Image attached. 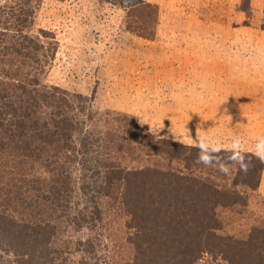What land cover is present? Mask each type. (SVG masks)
<instances>
[{
  "label": "rangeland",
  "instance_id": "obj_1",
  "mask_svg": "<svg viewBox=\"0 0 264 264\" xmlns=\"http://www.w3.org/2000/svg\"><path fill=\"white\" fill-rule=\"evenodd\" d=\"M23 37L41 46L36 50L37 63L26 59ZM16 70L30 85L32 78L41 83L37 87L47 99L38 100V118L53 116V108L46 105L67 111L69 107V115L85 121V132L106 139L100 141L98 157L113 147L107 141L111 133L120 134L123 125L136 123L151 139L197 146L207 135L213 142L205 139L203 147L233 154L239 149L230 146L239 141L251 155L245 160L247 170L260 166V161L251 158H256L257 140L264 137V0H0V86L19 102L25 94L16 77L9 76ZM47 148L39 158L25 156L7 167L11 170L21 161L13 170L25 179L27 194L33 199L54 190L47 171L52 161L56 162L55 178L67 176L72 189L61 192L71 196L62 199L59 193L63 211L53 214L59 215L55 242L30 257L19 255L23 257L20 262L9 251L14 249V240L8 227L0 229V264L131 260L133 248L127 240L132 231L126 225H134L135 220L119 204L118 194L98 196L89 191L85 196L80 183L86 177L89 180L92 169L81 167L77 153L55 145ZM260 149L264 150V144ZM150 152L149 148L135 149L124 156L122 165L153 168L165 164L159 156H148ZM238 166L236 162L234 168ZM234 168L230 167L232 176L227 179L225 175L223 183L229 185L238 178ZM7 183L6 177L0 179L4 193L7 189L14 194L16 189H8ZM243 189L248 188H237ZM254 189L245 192V211L219 210L226 234L242 235L252 225L264 223V170ZM94 202L99 218L91 225L77 228L75 221L67 220L66 212L70 219L76 218L85 207L96 209ZM216 262L204 253L196 264Z\"/></svg>",
  "mask_w": 264,
  "mask_h": 264
},
{
  "label": "trees",
  "instance_id": "obj_2",
  "mask_svg": "<svg viewBox=\"0 0 264 264\" xmlns=\"http://www.w3.org/2000/svg\"><path fill=\"white\" fill-rule=\"evenodd\" d=\"M22 4L27 6L25 2ZM23 39L21 45L26 59L37 63V52L41 46L32 39ZM17 70L9 76L16 77L18 87L23 90L25 98L22 101H16L12 94L4 92L6 87L0 86V179L6 177L8 189H16L14 194L6 189L5 194L4 188L0 187L3 189L0 193V229L8 227V233L14 240V249L9 251L14 256L17 254L20 262H23V257L19 255L30 257L34 255L32 252L54 244L59 215L53 214L58 210L63 211L59 193L62 189L72 188L65 180L67 176L61 180L55 178L56 162L52 161L50 166L47 165V171L52 174L51 189L54 190L48 195H36V198H40L37 201L27 194L29 187L25 179L13 170L20 166L21 161L11 170L7 163L24 160L25 156L31 155L39 158L46 153L47 146L55 145V148L77 153L81 157V167L92 169L89 180L86 177L80 183L79 189L84 191L85 196L89 191L96 192L98 196H109L116 192L121 207H126L124 210L128 209V214L135 220L134 225H126L132 231L127 242L133 248L134 257L129 261L111 260L102 264H196L204 253L211 257L212 262L217 260L214 264H264V223L252 225L248 232L236 236L226 234L219 217V210L223 208L238 214L245 211L248 205L245 192L255 190L264 170V163L260 159L252 157L251 161H260V166L244 172L240 165L234 168L237 161L230 159L234 155L232 150L198 148L167 138L151 139L136 123H129L126 127L123 125L120 134L111 133L107 141L113 147L98 157L100 141L106 139L85 132V121L69 115V107L67 111L66 107L46 105L53 108V116L38 118V100L46 97L40 94L37 87L41 83L32 78L30 85L28 79L24 75L21 77ZM50 96L54 101L56 94ZM144 148L150 149L148 156H159L165 164H157L153 168H128V165H122L126 154ZM92 155L95 157L92 158ZM199 155L207 156L213 166L198 162ZM250 157L245 153V160ZM221 166L233 167V174L239 179H232L229 185L223 183L225 174L219 170ZM93 176L95 179H92ZM238 187L248 189L241 191L237 190ZM60 194H63L62 199L71 196L66 191ZM2 195L5 198H1ZM63 207L69 208L67 205ZM68 215L66 212L67 220L75 221L76 227L81 228L98 220L99 211L97 206L93 211L85 207L84 212L79 211L76 218L70 219ZM16 245L19 246L18 250ZM24 247H27V251H24Z\"/></svg>",
  "mask_w": 264,
  "mask_h": 264
},
{
  "label": "clouds",
  "instance_id": "obj_3",
  "mask_svg": "<svg viewBox=\"0 0 264 264\" xmlns=\"http://www.w3.org/2000/svg\"><path fill=\"white\" fill-rule=\"evenodd\" d=\"M205 139H207L209 142H213L210 136L205 135L197 141L198 148H202L204 146L203 143H201V141ZM261 144H264V137H261L257 140L255 144V148H254V154L258 159H260L261 161H264V150L260 149ZM230 147L239 149V151L236 152L233 156H231L230 159L237 161V163L240 165L241 171L246 172L248 166L245 163V152L242 147V144L239 143L238 141L237 143L232 144ZM198 162L203 163L204 165H207V166H213L207 156L199 155ZM219 170L225 175L230 174V169L228 167L221 166L219 167Z\"/></svg>",
  "mask_w": 264,
  "mask_h": 264
}]
</instances>
